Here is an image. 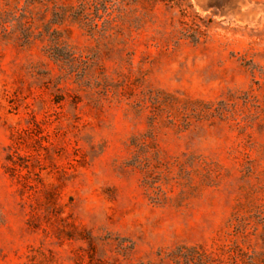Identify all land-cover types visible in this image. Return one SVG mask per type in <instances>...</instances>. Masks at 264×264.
Listing matches in <instances>:
<instances>
[{
  "label": "rangeland",
  "instance_id": "obj_1",
  "mask_svg": "<svg viewBox=\"0 0 264 264\" xmlns=\"http://www.w3.org/2000/svg\"><path fill=\"white\" fill-rule=\"evenodd\" d=\"M0 264H264V0H0Z\"/></svg>",
  "mask_w": 264,
  "mask_h": 264
}]
</instances>
